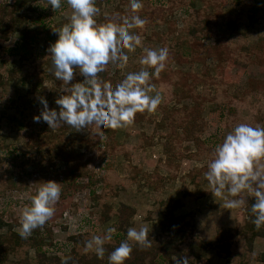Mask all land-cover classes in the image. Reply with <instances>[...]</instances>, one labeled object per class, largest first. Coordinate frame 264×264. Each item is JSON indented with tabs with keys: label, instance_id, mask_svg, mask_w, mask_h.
<instances>
[{
	"label": "rangeland",
	"instance_id": "obj_1",
	"mask_svg": "<svg viewBox=\"0 0 264 264\" xmlns=\"http://www.w3.org/2000/svg\"><path fill=\"white\" fill-rule=\"evenodd\" d=\"M185 1L156 0L157 4L153 0L150 4V0H141L142 7L136 12L129 10L130 0H103L102 5L98 4L97 24H101V17L115 18L116 15L114 23L117 24H122L131 15H138L146 21L142 27L130 30L139 36L140 44L133 50H121L128 57L127 63L123 67L119 62L116 66L110 63L111 75L106 77L107 83L117 76L118 81L111 84L114 88L127 73L144 68L150 74L148 83L153 86L149 95L159 93L161 103L151 113L138 111L126 126L97 130L95 137L90 127L77 132L68 126L58 131L60 136L57 138H51L54 133L48 134L49 140L43 142L33 131L29 134L24 129H12L8 120L17 110L8 106L31 84L23 85L19 79H9L8 69L13 65L20 67L17 53H8V49L19 45L17 35L4 42L3 49L0 48V70L4 80L0 85V113H8L0 125V134L7 137L5 148L14 149L7 163L14 165L18 160H25L30 165V155L35 154L23 174L16 176L13 167L9 169L17 186L2 188L0 208L7 209L6 218L14 222V230L19 232L22 209L30 204L38 187L47 180L58 182L61 195L54 205L53 216L30 234L36 236L38 231H53L56 246L49 254L54 255L66 248L68 234L80 229L84 217L96 221L103 219L94 194L105 191L104 202L110 212L123 205L138 211L129 227L147 228L144 223L155 216L156 223L150 222L152 228L147 231L154 232L153 225L158 226L159 231L157 216L163 208V200L177 198L190 202L193 195L203 194L202 185L208 182L205 176L207 165L224 136L240 123L264 126V21L255 23L252 31L241 34L233 29V23L248 24L250 5H245L244 1L197 0L201 10L197 14L199 18L184 11L182 7L193 0ZM3 2L6 0H0ZM150 6L157 7L153 19L145 14V9L149 10ZM37 9L35 17L43 15L51 25L61 23L63 16H70L72 12L66 0H62L56 11L49 5V0H41ZM255 15L264 17V4ZM108 21L113 22V19ZM189 28H195L196 33L191 34ZM240 28L245 30L244 26ZM43 45L44 41L37 43L36 52L46 60L44 67L51 69V56ZM161 47L168 49L166 66L158 76H152L154 69L142 66L139 60L144 48ZM53 76L42 83L45 94L50 95L53 90ZM67 88V85L62 86L63 91ZM107 139L109 147L105 144ZM40 143L49 150L47 158L41 152ZM3 153L0 149V156ZM19 153H24L25 157L17 158ZM5 177L8 179L6 175L1 177L2 181ZM255 187L252 184L242 191L252 202L256 201ZM205 206L206 210L202 209V212L208 216L203 215L206 221L212 214L217 218L226 214L236 218L241 208V205L231 209L220 205ZM243 208L246 211V205ZM188 214L195 223L194 214ZM116 221L112 214L95 229L94 235L106 234L109 227L114 228ZM66 223H69V229L65 228ZM6 231L7 227L0 229V234ZM158 231L152 234L156 235ZM197 233L203 239L198 229ZM251 250L264 253V239H257ZM30 252L29 257L35 258V250ZM207 255L211 264L224 262L215 251L210 250ZM9 258L15 259L13 255ZM251 264L263 262L251 260Z\"/></svg>",
	"mask_w": 264,
	"mask_h": 264
},
{
	"label": "clouds",
	"instance_id": "obj_2",
	"mask_svg": "<svg viewBox=\"0 0 264 264\" xmlns=\"http://www.w3.org/2000/svg\"><path fill=\"white\" fill-rule=\"evenodd\" d=\"M62 0H49V5L56 11ZM72 9L69 23L54 31L58 34L55 42L47 51L51 56V72L57 80L70 84L74 69L83 76L82 82L72 83L54 101L58 106L50 109L47 99L38 97L43 105L34 121L43 120L50 128L63 122L79 132L89 128L97 135V130L119 128L131 123L135 114L156 110L161 103L159 93L149 95L153 86L148 83L150 74L144 68L129 72L113 88L110 83L98 79V73L104 71L111 63L116 66L126 65L128 57L121 50H133L140 44L138 35L131 29L142 27L146 21L138 15H131L122 24L107 22L97 24L99 13L96 0H66ZM142 7L141 0H130L129 10L136 12ZM167 47L159 49L144 48L139 63L153 68L152 76H158L165 69L168 58ZM206 179L212 186L214 196H219L226 189L228 194L236 196L250 185L256 186V201L252 204L253 224L257 229L264 225V126H252L247 123L237 124L228 132L214 150L213 159L207 165ZM61 189L55 180L41 184L30 204L23 207L20 216L18 234L22 238L42 227L54 214V205L58 202ZM242 200L226 201V208L240 206ZM115 229L109 227L103 236L93 235L85 242L84 251L94 250L98 258H103L105 242L112 239ZM147 229L141 226L138 230L129 227L126 240L108 255V264H124L132 251L128 241H135L141 247H149ZM174 264H189L187 257L174 259Z\"/></svg>",
	"mask_w": 264,
	"mask_h": 264
},
{
	"label": "trees",
	"instance_id": "obj_3",
	"mask_svg": "<svg viewBox=\"0 0 264 264\" xmlns=\"http://www.w3.org/2000/svg\"><path fill=\"white\" fill-rule=\"evenodd\" d=\"M40 1L6 0V2L0 3V48L3 47L4 42L9 41L15 34L17 35L19 45L15 49H8V53L12 55L17 53L20 67L13 65L8 69L9 79H19L23 85L27 83L31 84V87L26 92L19 94L17 100H11L8 107L16 109L17 113L9 118V125L12 129H24L29 134L30 131H33L44 142L49 140L47 139L48 134L54 133L51 138H57L60 136L58 131L64 130L69 125L61 121L58 122L56 127L50 128L43 120L39 122L34 121L33 117L39 115L43 109V105L38 102V97L47 99L50 109L56 108L58 110V106L54 103L55 96L59 94V97L60 95L67 94L63 91L62 86L67 85L70 88L72 83L82 82L83 76L79 74L78 69H74V77L70 84H65L53 76L54 87L52 92L50 95L43 92V81L53 74L51 69L44 67L43 63L46 60L41 56L42 54L36 52V44L44 41L43 48L47 50L50 44L58 38V34L54 29H58L64 24L69 23L68 18L70 16H63L61 23L51 25L43 15L39 14L35 17ZM154 1L156 2V0ZM196 1L193 0V2L190 1L188 3L186 0L185 2L188 5H182V8L185 12L189 11L190 14L197 16L201 10L197 6ZM243 1L245 5H250L248 7L250 9L249 22L248 24L245 22L247 25L242 24L241 26L236 21L233 23V29L241 34L252 31L251 29L255 23L259 24L264 21V17L261 18L255 15V12L259 8H262L264 0H238L239 3H243ZM102 2L103 0H96V6L98 7V4L102 5ZM150 4H153V0H150ZM156 8L150 6L149 10L145 9V14L148 13L150 15H147V18L149 16L150 19L151 17L153 19V15L157 13ZM161 10L163 11L165 9L161 8ZM116 17L118 16L116 15ZM197 17L199 18V16ZM115 18L112 16H109V18L101 17V24L106 23V21L109 22L108 20L112 21V19L115 22ZM208 22H210V18L207 24ZM242 26L245 27L246 31L241 30L240 27ZM189 31L191 34L196 33L195 28H189ZM4 63L6 64L5 60ZM110 72L111 65L109 63L105 66L103 72L98 73V79L107 82L106 77ZM120 72L119 70L118 73L120 74ZM117 81L118 77L113 76L112 81L110 80L109 83L114 84ZM3 82V74L0 70V85ZM54 92L55 94H53ZM7 117V111L0 113V125L2 120ZM5 139L7 137H3L0 134V149L4 151L2 156H0V191L2 188H13L17 186L14 183L13 174L9 172L10 168L13 167L14 173L17 174L16 176L21 175L23 174L24 168L30 166L33 162L32 160L35 159V154H31L30 165L25 160H18L14 165L9 162L7 163L9 160L8 157L14 149L12 147L5 148ZM105 144L109 147L108 139L105 141ZM40 149L44 153L45 158H47L46 156H48L49 150L43 144H41ZM24 157V153H19L17 156V158L21 159ZM6 175H8V179L5 177L3 179L4 181H2L1 177ZM105 179L107 180L108 178L105 176ZM224 191L227 190L225 189ZM253 191L256 193V187ZM104 193L105 195L107 194L106 191L100 194H94V199L97 200L101 207L103 219L96 221L92 220V218L84 217L80 229L68 234L66 248L61 249V252H57L54 255L49 254L51 247L56 246L52 230L38 231L36 236L29 235L26 238H22L18 234V231L14 230V222L6 218L7 209L0 208V229L7 227L6 233L0 234V264H108V255L110 252L119 246L121 241L126 240L127 237L124 233L129 225H131L137 210L123 205L117 210L115 209L110 212V209L107 208L108 205L106 206L104 202ZM64 194L66 195V193ZM232 197L243 201L241 208L237 212L236 226L218 227L216 239L209 242L199 237L197 226L190 214L181 215L177 213V210L182 206L180 199L167 198L163 200V209L157 216V224L159 225L158 233L153 235L150 231H147V239L151 242L149 247H141L135 241H128L132 246V251L125 259L124 264H174V259L181 257H187L189 264H211L207 255L210 250L215 251L224 260L223 263L219 264H251V260H260L264 264V253H257L251 250L258 238H264V225L257 229L252 222L255 217L251 211V207L255 201H249V198L245 197L243 192ZM244 205H246V211L243 208ZM112 214L117 219L114 224L116 233L110 241L105 242L103 245L105 248L103 258H98L94 250L85 252V242L91 239L95 229H98L97 227L108 220ZM69 226V223L65 224V228L68 227L69 229ZM103 235L105 234L100 236ZM48 237L51 239L50 243L46 241ZM31 249L35 250V258L29 257ZM10 255H13L15 259L10 260Z\"/></svg>",
	"mask_w": 264,
	"mask_h": 264
},
{
	"label": "crops",
	"instance_id": "obj_4",
	"mask_svg": "<svg viewBox=\"0 0 264 264\" xmlns=\"http://www.w3.org/2000/svg\"><path fill=\"white\" fill-rule=\"evenodd\" d=\"M201 190L203 191V194L200 193V195H197V196L193 195L190 198V202H186V201H184V199H181L182 206L177 210V213L181 214V215H186V214L192 212L195 216V219H196L195 223H196L197 229L199 230V232L201 234V237L206 241H214L216 238V234H217V228L221 227V226L235 227L236 226V218H234V216L232 217V215H229V214H226V216L225 215L222 216V218H217V216L215 217L212 214V215H210V219L206 221V220H204L203 215L204 216H207V215L203 214L202 209H203V211L206 210V209H204V208H206L205 204L207 206L215 205L216 207H218L220 205L221 207L225 208L226 201L232 200L235 198L230 196L226 191H223L221 193V195H219V196H214L213 193L211 192L212 186L209 184V182H204ZM209 204H212V205H209ZM161 210H159V211H161ZM224 213H226V211ZM136 216H138V211L135 214L134 219L136 218ZM153 217H154V219L147 220V222L144 223V225L145 224L147 225L148 230H149V227L152 228V226L149 225L150 222L156 223V217L155 216H153ZM157 227L158 226L153 225V231L154 232H152V233L155 234V232L158 231ZM212 230H215L214 233ZM258 239H262V238H258ZM219 259H221V258H219Z\"/></svg>",
	"mask_w": 264,
	"mask_h": 264
},
{
	"label": "built area",
	"instance_id": "obj_5",
	"mask_svg": "<svg viewBox=\"0 0 264 264\" xmlns=\"http://www.w3.org/2000/svg\"><path fill=\"white\" fill-rule=\"evenodd\" d=\"M64 215L67 216V213H64ZM66 224H67V223H66ZM18 230H19V229H18ZM42 230H44V228H42ZM46 241L50 243L51 239L48 237V238L46 239ZM55 243H56V242H55ZM53 248H54V247H51V250H50V251H53ZM55 253H56V252H55Z\"/></svg>",
	"mask_w": 264,
	"mask_h": 264
}]
</instances>
